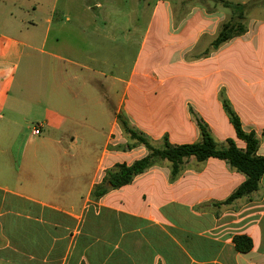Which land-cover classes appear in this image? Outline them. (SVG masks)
I'll return each instance as SVG.
<instances>
[{
	"label": "crops",
	"instance_id": "0c3cea01",
	"mask_svg": "<svg viewBox=\"0 0 264 264\" xmlns=\"http://www.w3.org/2000/svg\"><path fill=\"white\" fill-rule=\"evenodd\" d=\"M55 1L0 0V195L15 199L0 203V264H264V174L225 204L246 179L226 161L189 158L175 178L161 161L91 197L108 170L148 153L118 114L155 147L198 142L202 124L219 146L244 148L227 106L264 157V0H227L247 5L245 31L217 47L236 16L210 0H133L148 15L142 38L115 44L112 0ZM23 59L39 86L8 106ZM32 114L40 134H23L14 155Z\"/></svg>",
	"mask_w": 264,
	"mask_h": 264
},
{
	"label": "trees",
	"instance_id": "16d2710c",
	"mask_svg": "<svg viewBox=\"0 0 264 264\" xmlns=\"http://www.w3.org/2000/svg\"><path fill=\"white\" fill-rule=\"evenodd\" d=\"M210 1L230 9L232 14L236 16V21L226 22L220 27L219 33L214 40V46L217 47L245 31L241 21L244 19L243 11L247 5L235 4L227 0ZM225 109L234 127L236 138L244 142V148H238L232 140H227L225 146H219L214 141L207 127L202 124H198L200 131L198 142L179 146L165 143L161 147H155L143 134L130 127L124 115L118 114L117 122L122 132L129 139L135 141L133 145H143L148 153L145 157L134 161L130 165L117 164L113 169L108 170L102 182L94 187L91 197L99 199L109 189H117L131 183L137 175L161 161L168 162L170 176L175 178L179 174L183 162L189 158H194L197 162H203L209 158L224 160L231 168L245 175V181L224 201L225 204H229L256 191L259 180L264 174V157L257 154L258 139L254 132H244L237 116L229 107L226 106ZM262 137H264V129ZM128 147H131V145ZM234 247L237 251L246 252L250 250L252 243L245 236H237L234 238Z\"/></svg>",
	"mask_w": 264,
	"mask_h": 264
},
{
	"label": "rangeland",
	"instance_id": "374dc122",
	"mask_svg": "<svg viewBox=\"0 0 264 264\" xmlns=\"http://www.w3.org/2000/svg\"><path fill=\"white\" fill-rule=\"evenodd\" d=\"M55 0H45L47 4H45L44 8H50ZM63 0H56L55 3L60 7V4ZM137 0H135V3ZM112 4L114 5V14L112 16L113 19V30H112V38L115 43H120L121 41H124L126 38H128L129 42H139L142 38L143 31L146 28L147 22H148V15L147 14H139L136 15V13L132 10L131 6L133 4V0H112ZM92 9H95L92 7ZM133 11V12H132ZM54 27V31L56 30L57 26L52 24ZM66 31V30H65ZM62 42L67 43V38L65 37L62 39ZM133 50H130L129 52V59L130 63L133 59V56L135 55ZM133 53V54H132ZM25 60L23 59L22 63L20 64V67L15 75L16 80L14 81L13 87L9 94V100L7 102L8 106L11 104H15V98L16 96H21V101L18 103L24 104L25 102L30 100L31 93L34 91H37L39 82L36 81L35 78L38 77V71L34 70L33 73H28L25 68ZM36 65H39V62H37ZM39 67V66H38ZM40 69H44L40 68ZM30 75V77H29ZM44 75V74H43ZM43 84V82H42ZM5 115H7L5 111ZM38 115L32 114L27 115L22 119H19L20 123L23 125L22 129L20 130V133L23 137L17 138L16 142L14 143L13 148L11 149L13 154L19 155L25 147V140L26 135H30L31 130L35 128L37 125V122L35 118H38ZM1 124V123H0ZM20 129V128H19ZM1 131V130H0ZM3 131V130H2ZM12 134V132L16 131L14 134L18 132L17 130H7ZM13 134V135H14ZM23 134H26L25 136ZM3 137V134H2ZM30 146L33 144H36L35 141H38L35 137H32L30 139ZM5 146L6 144H2ZM101 149L99 148L98 151ZM0 203H10V201H14V198H11L9 195H3L1 197L0 195Z\"/></svg>",
	"mask_w": 264,
	"mask_h": 264
},
{
	"label": "built area",
	"instance_id": "2783aa9c",
	"mask_svg": "<svg viewBox=\"0 0 264 264\" xmlns=\"http://www.w3.org/2000/svg\"><path fill=\"white\" fill-rule=\"evenodd\" d=\"M33 135H39L40 134V126H35V128L32 129Z\"/></svg>",
	"mask_w": 264,
	"mask_h": 264
}]
</instances>
